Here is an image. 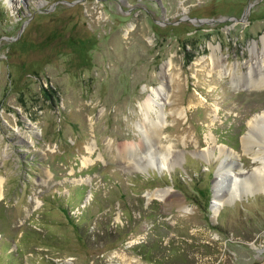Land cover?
Instances as JSON below:
<instances>
[{
    "label": "rangeland",
    "instance_id": "1",
    "mask_svg": "<svg viewBox=\"0 0 264 264\" xmlns=\"http://www.w3.org/2000/svg\"><path fill=\"white\" fill-rule=\"evenodd\" d=\"M263 37L264 0H0V264H264Z\"/></svg>",
    "mask_w": 264,
    "mask_h": 264
},
{
    "label": "bare ground",
    "instance_id": "2",
    "mask_svg": "<svg viewBox=\"0 0 264 264\" xmlns=\"http://www.w3.org/2000/svg\"><path fill=\"white\" fill-rule=\"evenodd\" d=\"M262 41H263V44H264V37L262 38ZM212 47L215 48L214 45H212ZM263 52H264V48H263ZM212 64H213V66H212L213 68H217V67L221 68V69L224 68V61H222L220 56H216L215 55L214 49H213V54H212ZM255 64L259 66L258 69L256 68L257 70H259V69L261 70V69L264 68V63H261V60L260 61L258 60ZM255 64L254 63L251 64L250 70H249L248 75L246 76V79L241 78L240 76L233 77L232 82L235 83V85H239V86H243V85L244 86H246V85L247 86H264V71L260 72L259 74L257 72L256 75L253 74V70H255V67H256ZM155 94H156V96L158 95L159 97L162 96L161 95L162 94L161 91H157L156 90ZM147 106H149V102L148 101L144 104V107L146 109V115H147V117H149V111H148ZM155 124L158 125L159 122L156 121ZM249 125L251 127L250 132L251 131L255 132L257 129H259V130L263 129L262 131H264V111L262 113H259L258 116H255L254 118L250 119L249 120ZM248 137H250V136H248ZM228 155H230V154L228 153ZM260 158H261V160L263 161V164H264V155L260 156ZM161 163H164V162L161 161ZM162 165H164V164H162ZM224 165H225V163L223 161L222 162V166L224 167V169L222 171L218 172L217 177H216V181H215V186H216L215 191L217 192L216 193V199H215L214 204H213V208L215 210L218 208L219 205H222L224 203V201H225L224 197H222V194L219 193L218 185H219L220 179L221 178L225 179L226 177L229 178L230 188L231 187L233 188L231 190V192L229 193V195L230 194L232 195L237 190L236 185L238 183H240V181H243V178L241 177V175H237L236 171H230V169L228 167H225ZM257 169H259V168H257ZM241 170L242 169L240 168L239 172H243ZM261 170H263V173H264V166L261 168ZM257 185H260V183L258 182ZM167 192H169L168 189H157L152 194L154 196L163 197L164 195L167 194Z\"/></svg>",
    "mask_w": 264,
    "mask_h": 264
},
{
    "label": "flooded vegetation",
    "instance_id": "3",
    "mask_svg": "<svg viewBox=\"0 0 264 264\" xmlns=\"http://www.w3.org/2000/svg\"><path fill=\"white\" fill-rule=\"evenodd\" d=\"M246 73H247V72H246ZM246 73H244V75H245ZM244 75H243V77H241V78H244Z\"/></svg>",
    "mask_w": 264,
    "mask_h": 264
},
{
    "label": "water",
    "instance_id": "4",
    "mask_svg": "<svg viewBox=\"0 0 264 264\" xmlns=\"http://www.w3.org/2000/svg\"><path fill=\"white\" fill-rule=\"evenodd\" d=\"M255 116V115H254Z\"/></svg>",
    "mask_w": 264,
    "mask_h": 264
}]
</instances>
